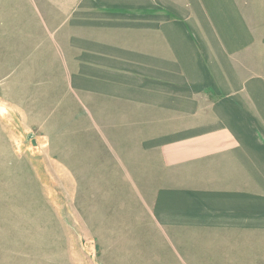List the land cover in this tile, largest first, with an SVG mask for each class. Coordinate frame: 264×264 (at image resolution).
<instances>
[{
  "label": "crops",
  "instance_id": "0c3cea01",
  "mask_svg": "<svg viewBox=\"0 0 264 264\" xmlns=\"http://www.w3.org/2000/svg\"><path fill=\"white\" fill-rule=\"evenodd\" d=\"M130 1H37L84 116L62 128L128 180L155 174V191L181 194L186 217L171 224L226 227L207 239L264 264V0Z\"/></svg>",
  "mask_w": 264,
  "mask_h": 264
},
{
  "label": "rangeland",
  "instance_id": "374dc122",
  "mask_svg": "<svg viewBox=\"0 0 264 264\" xmlns=\"http://www.w3.org/2000/svg\"><path fill=\"white\" fill-rule=\"evenodd\" d=\"M37 1L0 0V264H238V240L207 239L226 227L171 224L186 217L181 194L155 191V174L128 180L100 160L103 146L62 128L84 116Z\"/></svg>",
  "mask_w": 264,
  "mask_h": 264
}]
</instances>
